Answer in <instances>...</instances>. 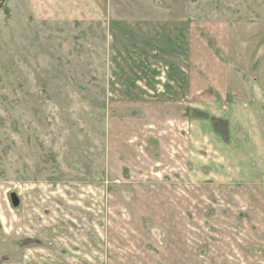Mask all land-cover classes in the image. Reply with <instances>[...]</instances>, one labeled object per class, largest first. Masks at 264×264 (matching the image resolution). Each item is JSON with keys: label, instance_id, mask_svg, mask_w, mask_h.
Wrapping results in <instances>:
<instances>
[{"label": "rangeland", "instance_id": "rangeland-1", "mask_svg": "<svg viewBox=\"0 0 264 264\" xmlns=\"http://www.w3.org/2000/svg\"><path fill=\"white\" fill-rule=\"evenodd\" d=\"M191 1L235 23H264V0ZM31 7L8 0L0 11V193L11 210L9 230L0 223V261L18 262L22 247L90 246L110 250L105 264H178L180 247L243 246L237 224L212 232L191 208L180 221L181 199L242 192L184 185L165 151L168 128L132 110L116 85L121 70L104 31L40 19Z\"/></svg>", "mask_w": 264, "mask_h": 264}, {"label": "crops", "instance_id": "crops-1", "mask_svg": "<svg viewBox=\"0 0 264 264\" xmlns=\"http://www.w3.org/2000/svg\"><path fill=\"white\" fill-rule=\"evenodd\" d=\"M25 1L40 19L93 24L104 31L105 52L121 70L116 85L131 96L126 102L132 110L147 111L146 119L168 128L166 141L175 144L167 148L164 140L165 151L179 161L185 186L242 192L238 198L179 201L180 221L191 208L198 212L196 219L208 217L210 227H216L212 232L227 228L233 233L239 225L238 238L246 242L189 252L180 247L177 263L252 264L258 259L254 264H264V23H235L191 0ZM2 194L0 223L9 230L11 210L5 209ZM187 222L180 228L186 230ZM32 250L34 263L28 257ZM19 251L18 262L4 258L0 264H105L111 254L90 246Z\"/></svg>", "mask_w": 264, "mask_h": 264}, {"label": "water", "instance_id": "water-1", "mask_svg": "<svg viewBox=\"0 0 264 264\" xmlns=\"http://www.w3.org/2000/svg\"><path fill=\"white\" fill-rule=\"evenodd\" d=\"M7 1L8 0H0V11L4 8Z\"/></svg>", "mask_w": 264, "mask_h": 264}]
</instances>
